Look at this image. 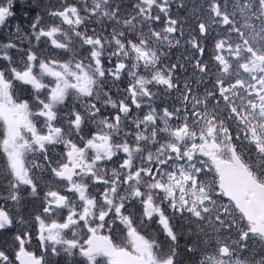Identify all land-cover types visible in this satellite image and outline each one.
I'll use <instances>...</instances> for the list:
<instances>
[{"label": "snow or ice", "instance_id": "snow-or-ice-1", "mask_svg": "<svg viewBox=\"0 0 264 264\" xmlns=\"http://www.w3.org/2000/svg\"><path fill=\"white\" fill-rule=\"evenodd\" d=\"M0 264H264V0H0Z\"/></svg>", "mask_w": 264, "mask_h": 264}]
</instances>
